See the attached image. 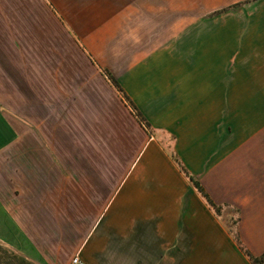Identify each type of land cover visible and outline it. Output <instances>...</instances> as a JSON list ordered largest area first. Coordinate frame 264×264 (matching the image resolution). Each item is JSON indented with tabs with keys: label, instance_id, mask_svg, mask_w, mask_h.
<instances>
[{
	"label": "crops",
	"instance_id": "1",
	"mask_svg": "<svg viewBox=\"0 0 264 264\" xmlns=\"http://www.w3.org/2000/svg\"><path fill=\"white\" fill-rule=\"evenodd\" d=\"M113 4L0 0V264H250L234 236L264 254V0L226 10L249 16L233 63L139 59Z\"/></svg>",
	"mask_w": 264,
	"mask_h": 264
},
{
	"label": "rangeland",
	"instance_id": "2",
	"mask_svg": "<svg viewBox=\"0 0 264 264\" xmlns=\"http://www.w3.org/2000/svg\"><path fill=\"white\" fill-rule=\"evenodd\" d=\"M242 1L114 0V13L122 16L116 30L123 37L117 41L139 59L158 48L163 52L176 47L178 62H184L185 56L194 63L215 62L217 48L218 54L223 53V58L229 57L233 63V56L228 55L232 37H238L242 46L248 44L249 16L242 8L217 12Z\"/></svg>",
	"mask_w": 264,
	"mask_h": 264
},
{
	"label": "trees",
	"instance_id": "3",
	"mask_svg": "<svg viewBox=\"0 0 264 264\" xmlns=\"http://www.w3.org/2000/svg\"><path fill=\"white\" fill-rule=\"evenodd\" d=\"M250 1H257V0H250ZM234 7H236V6L229 7L227 9H224V10H222L220 12H217V13H222V12H224L226 10L233 9ZM107 77H108L109 81L111 82L112 86L115 88V90L124 98V100L126 101V103L130 106V108L132 109V112L134 113V115L138 119V121L146 129H148L149 128L148 123L144 120V118L140 115V113L136 110V108L128 100V98L125 96V94L123 93V91L121 90V88L119 87V85L116 83V81L114 80V78L109 73H107ZM175 162L178 165V167L180 168L182 174H184V176L186 177V179L192 184L194 190L203 198V200L206 202V204L208 205V207L214 212V214L216 216H219L220 215V208L219 207H216L209 200V198L207 197V195L202 190L200 184L181 167V165L178 163V161L175 160ZM234 240H235L237 246L239 247V249L241 250V252L248 259V261L250 262V264H264V254L262 256H260V257H253L241 245L238 236H234Z\"/></svg>",
	"mask_w": 264,
	"mask_h": 264
},
{
	"label": "built area",
	"instance_id": "4",
	"mask_svg": "<svg viewBox=\"0 0 264 264\" xmlns=\"http://www.w3.org/2000/svg\"><path fill=\"white\" fill-rule=\"evenodd\" d=\"M70 264H83L77 257L72 258Z\"/></svg>",
	"mask_w": 264,
	"mask_h": 264
}]
</instances>
